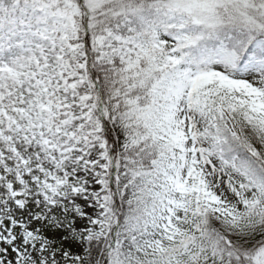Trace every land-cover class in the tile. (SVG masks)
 Returning a JSON list of instances; mask_svg holds the SVG:
<instances>
[{
  "label": "snow or ice",
  "instance_id": "1",
  "mask_svg": "<svg viewBox=\"0 0 264 264\" xmlns=\"http://www.w3.org/2000/svg\"><path fill=\"white\" fill-rule=\"evenodd\" d=\"M0 264H264V0H0Z\"/></svg>",
  "mask_w": 264,
  "mask_h": 264
}]
</instances>
